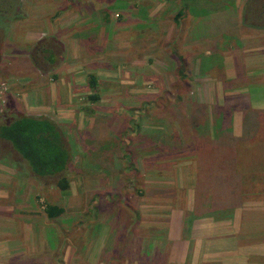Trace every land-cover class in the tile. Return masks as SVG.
<instances>
[{
    "label": "rangeland",
    "instance_id": "obj_1",
    "mask_svg": "<svg viewBox=\"0 0 264 264\" xmlns=\"http://www.w3.org/2000/svg\"><path fill=\"white\" fill-rule=\"evenodd\" d=\"M261 1L252 5L255 12L264 5ZM251 3L20 0L9 18L0 13V69L10 68L18 76L26 65V115L55 121L73 155L66 175L71 189L60 192L49 180L26 174V163L0 139V222L9 219L16 222L17 231L26 230L20 246L25 249L13 264H220L209 261L210 254L200 245L201 239H217L216 228L206 229L210 231L206 238H192V229L198 218L203 225L234 220L231 210L214 201L223 196L221 179H212L213 167L204 160L189 150L176 156L172 146L178 142L217 147L218 140L202 137L207 134L203 127H213L212 113L220 117L224 109L234 131L231 108L250 107L246 96L231 99L214 97L211 90V95L205 93L208 88L196 80L199 68L193 58L199 53L205 60L215 58L220 47L207 46L210 56H205L204 50L187 46L185 38L191 18L199 15L203 4L210 12L237 5L245 24L258 25L260 17L250 14L254 7L246 8ZM34 21L41 25V36L30 39L29 25ZM64 60L69 61L66 67ZM91 76L96 77L97 88L89 87ZM95 93L100 101L89 102ZM33 94L34 106L40 109H30ZM93 130L97 157L109 159L108 165L90 162L75 136ZM149 139L170 145L163 147L167 152L144 154V163L140 156L147 152L140 144ZM241 151L247 157L248 151L243 147ZM128 152L133 158L123 161ZM134 169L141 174L128 181ZM212 189L221 195L213 191V199L204 197ZM106 193L112 196L101 200ZM54 204L65 213L50 220L45 209ZM245 229L242 240L247 242ZM255 257V264H264Z\"/></svg>",
    "mask_w": 264,
    "mask_h": 264
},
{
    "label": "crops",
    "instance_id": "obj_2",
    "mask_svg": "<svg viewBox=\"0 0 264 264\" xmlns=\"http://www.w3.org/2000/svg\"><path fill=\"white\" fill-rule=\"evenodd\" d=\"M257 3L252 0V3L248 4L246 8ZM237 7L239 6L232 4L226 8L213 9V12H210L206 4H203L200 7L199 15H192V20L190 19L188 26V34H194L195 37L191 39L188 35L185 41L187 46L204 50L203 54L205 56H210L207 46L215 50L220 47L218 51L229 50L227 54L222 53L221 55L217 51L216 57L210 60H205L202 53H199L193 59L196 60L195 64L197 63L196 66L199 68L198 72L196 71V80H199L200 84L208 88L205 91L208 96L211 95L209 91L211 90L214 97L224 95L223 98L230 96L231 99H241L246 96L249 100L250 107L247 110L236 108L235 106L231 108L235 112V130L233 135L236 138H240L244 134V112L249 109L264 111V54L262 55L264 53V5L258 11L262 14L259 18L261 23L258 25L253 23V26L249 23L245 24L246 20L243 12L241 11L242 13L240 12V15H238ZM240 21L242 25H246L243 29H241ZM40 27L41 25L36 21L31 22L29 25L30 39L41 36L38 34L41 32L39 30ZM74 28H76V25ZM249 29L253 30H250L252 33L248 31ZM197 32L198 34H195ZM68 63V60L63 61L65 67ZM56 64L60 69H63L61 62L57 61ZM23 68L22 74H18V76L13 75L12 73L14 72L10 71V68L5 72L0 69V77L8 85L9 99L8 106L3 111L4 113L2 112L3 124L11 123L18 118L26 116V65H23ZM33 96L31 101L33 105L30 106V109H40L41 107L34 106L36 105V94H33ZM27 102H30V97ZM37 105L39 106V104ZM240 112H243L242 116ZM240 129L242 135L239 133ZM2 152L1 148L0 153ZM260 163L263 165L264 157L260 160ZM231 172L233 173V170ZM256 173L258 179L255 180V178L248 185V188L250 187L249 190L258 191L257 194L249 196L248 200L237 208L232 207L235 198H232L227 204H224L225 201L222 203L224 209L227 211L231 210L234 213L235 218L230 221L232 222L231 224L220 221V225H203L199 218L193 221L192 238L207 236L210 231L206 229L209 227L216 228L217 239H201L202 242L200 243L205 248L206 253L210 254L207 255L209 261H218L220 264H255V259H258L255 256H260V260L263 259L262 263H264V168L256 171ZM221 185L223 184L220 183V187ZM222 189L224 190V188ZM230 189L231 191L234 190L231 186ZM5 223H7L6 226ZM15 223L14 221H9V219H7V222H0V264H13L12 260L14 257L25 249L20 248V246L21 241L26 239V230L19 229L17 231ZM246 226L249 229V233L246 234L249 241L244 242L242 238H244L243 234ZM4 229L8 231L4 233ZM173 231L175 234L176 230L174 229ZM220 234L223 235L221 236ZM222 246L226 247V249L221 250L217 254V251Z\"/></svg>",
    "mask_w": 264,
    "mask_h": 264
},
{
    "label": "trees",
    "instance_id": "obj_3",
    "mask_svg": "<svg viewBox=\"0 0 264 264\" xmlns=\"http://www.w3.org/2000/svg\"><path fill=\"white\" fill-rule=\"evenodd\" d=\"M255 1L260 2L261 0ZM3 2L7 5L6 7H1ZM19 2L20 0H0V13L3 16L5 15L6 18H9V14L12 13L11 9L17 8ZM252 7H254V12L252 11L250 14L254 15L255 18L262 16L259 12H255V10L257 11L255 5ZM182 15H184L183 11H180L177 16L181 17ZM248 23L253 26L252 22ZM89 87L91 89L97 88L96 77L91 76ZM100 99L97 93L91 94L88 97L91 103H97ZM228 111L232 112L231 110ZM216 112H221V110ZM2 115L3 113H0V139L7 141L14 152L26 163V174L33 175L39 180H49L60 192L69 191L71 189V182L66 175L73 163V155L71 145L68 143L69 140L60 126L48 117L27 115L11 123L3 124ZM216 118H214L212 113L210 123H213V127H203L202 131L207 134H202V137L203 141L207 142H210L209 136L210 138H215L218 140L217 147H213L210 144L207 147L199 144L182 145L176 142L172 146L173 149H176L173 153L177 154L176 156H181L183 152H186L185 150H189L190 154L193 153L199 159L204 160L207 165L212 166V179H221L220 183L223 184L221 187L225 190L223 192L224 198L220 194V191L215 189H212L209 193L207 192L208 195L204 197L209 196L210 199H213V191H217L221 196L214 201L219 204L225 201L224 204H227L232 198H235L232 207L237 208L248 200L247 198L249 196H254L258 192L249 190L250 187L248 188V185L255 178V180L258 179L256 171L264 168V163L263 165L260 163V160L264 157V111L260 112L253 109L247 111V114L244 115V134L240 138L234 137L231 121L228 118V113L224 109L221 116H217ZM93 132L87 131L86 133H81L83 137L80 136V133L75 134V136H78L77 140L80 143V147L84 149L90 162L92 160L95 165H108L110 162L109 159L105 160L101 156L97 157L96 150L99 149L96 143L98 140L95 137L94 130ZM169 145V142H162L159 145L155 139H149L140 144L141 150H146L145 152H147L142 153L140 157L145 161L144 158L146 159V157L144 154L167 152L164 151L165 149L163 147ZM242 147L248 151L247 157L245 158L242 155ZM127 158H133L130 152L125 154L123 161ZM230 160L231 163H229ZM144 163L147 162L145 161ZM231 170H233V173ZM134 171L136 173L128 177V181L133 180L135 176L138 177L141 174L136 169ZM230 186L234 189L233 191H231ZM198 189L197 194H201L202 191L200 188ZM111 194L106 193L99 198L105 200L107 196H112ZM259 194L262 195L261 193ZM64 213L65 209L60 205H48L45 209V214L50 220L60 218Z\"/></svg>",
    "mask_w": 264,
    "mask_h": 264
},
{
    "label": "built area",
    "instance_id": "obj_4",
    "mask_svg": "<svg viewBox=\"0 0 264 264\" xmlns=\"http://www.w3.org/2000/svg\"><path fill=\"white\" fill-rule=\"evenodd\" d=\"M7 95H8L7 82H5L0 77V112H3V110L6 108L8 104Z\"/></svg>",
    "mask_w": 264,
    "mask_h": 264
}]
</instances>
